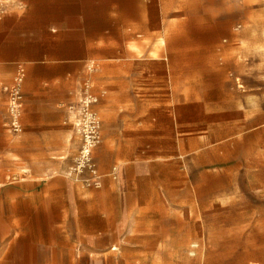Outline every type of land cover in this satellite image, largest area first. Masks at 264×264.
<instances>
[{
  "label": "crops",
  "instance_id": "crops-1",
  "mask_svg": "<svg viewBox=\"0 0 264 264\" xmlns=\"http://www.w3.org/2000/svg\"><path fill=\"white\" fill-rule=\"evenodd\" d=\"M205 1L0 0V264L172 262V251L156 245L158 234L148 238L154 243L149 248L143 246L142 233H132L127 223L133 204L123 198L117 202L124 190L112 186L122 176L116 163L127 157L125 148L138 144L125 132L130 126L153 122L154 129H160L162 114L182 113L179 126L193 130L195 106L205 113L207 103H195L192 86L185 96H163L157 91V66L124 56L129 45L162 36L167 44L179 43L192 51L189 36L208 28L178 23L177 5ZM165 3L173 8L165 11ZM222 41L215 49L218 54ZM87 64L95 68V94L104 93L96 105L99 117L104 106L111 116L105 125L101 120V146L93 153L101 177L98 190L84 189L63 175L78 146V138H70L75 132L68 107L76 100ZM18 65L25 68L21 138L9 135L3 126V88ZM186 65L191 67L190 62ZM229 74L236 90L235 79L244 85ZM71 144L73 152L66 154L64 148Z\"/></svg>",
  "mask_w": 264,
  "mask_h": 264
},
{
  "label": "rangeland",
  "instance_id": "rangeland-1",
  "mask_svg": "<svg viewBox=\"0 0 264 264\" xmlns=\"http://www.w3.org/2000/svg\"><path fill=\"white\" fill-rule=\"evenodd\" d=\"M177 9L178 23L208 28L189 36L192 51L162 36L129 45L124 57L157 66L163 96H185L192 86L195 103L207 107L202 113L195 106L193 130L179 126L182 113L162 114L160 129L151 122L125 130L138 144L125 148L127 157L116 163L122 176L112 186L124 190L117 202L133 204L132 233H142L149 248L154 243L148 238L158 234L156 245L172 251L170 264H264V0L179 2ZM229 73L242 79L243 92ZM100 115L103 125L111 118L106 106ZM64 149L71 154L74 146ZM191 243L198 244L194 256Z\"/></svg>",
  "mask_w": 264,
  "mask_h": 264
},
{
  "label": "built area",
  "instance_id": "built-area-1",
  "mask_svg": "<svg viewBox=\"0 0 264 264\" xmlns=\"http://www.w3.org/2000/svg\"><path fill=\"white\" fill-rule=\"evenodd\" d=\"M94 72V66L87 64L83 76L79 80L76 100L73 105L68 107L72 117V126L78 138V146L72 156L71 164L66 168L63 175L84 189L98 190L101 188V177L93 153L101 143V121L96 111V105L104 93L97 95L94 92L92 81ZM24 80L25 68L18 65L10 84L3 88L6 93L3 126L6 132L13 137H19L23 131L21 120ZM235 84L238 89H243L238 79H235ZM196 248V244L190 246V256H194V249Z\"/></svg>",
  "mask_w": 264,
  "mask_h": 264
},
{
  "label": "bare ground",
  "instance_id": "bare-ground-1",
  "mask_svg": "<svg viewBox=\"0 0 264 264\" xmlns=\"http://www.w3.org/2000/svg\"><path fill=\"white\" fill-rule=\"evenodd\" d=\"M115 171V170H114ZM29 173V172H28ZM15 178V177H14ZM15 180V179H14Z\"/></svg>",
  "mask_w": 264,
  "mask_h": 264
}]
</instances>
